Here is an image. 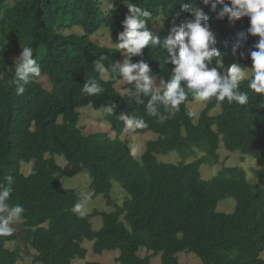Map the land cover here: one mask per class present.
Listing matches in <instances>:
<instances>
[{"label": "trees", "instance_id": "obj_1", "mask_svg": "<svg viewBox=\"0 0 264 264\" xmlns=\"http://www.w3.org/2000/svg\"><path fill=\"white\" fill-rule=\"evenodd\" d=\"M128 2L151 14L145 18L146 27L161 40L173 26L192 18L181 7L189 0ZM110 3L105 12L100 0H16L13 6L0 0V185L10 189L6 203L23 208L17 229L12 225L10 235H0V264H17L22 259L19 247H7L9 242H19L20 235L33 264L85 260V241L93 242L95 254L118 250L119 264H152L158 256L161 264H181L183 252L195 254L202 264H264V95L248 88L250 77L240 81V90L248 93L247 104L217 102L213 97L197 120L188 106L195 99L186 89L179 111L161 122L159 117L168 115L163 102H158L156 116L146 108L153 88L148 95L141 94V103L131 94L134 83L118 90L116 85L123 78L114 64L121 50L92 40L106 25L117 45L128 8L123 0ZM191 3L209 17L215 34L221 57L213 59V66L221 59L225 69L232 64L244 69L250 61L246 53L254 50L259 39L247 32L250 18H221L223 5L218 0H212L215 10L203 0ZM161 16L164 26L155 33L154 23ZM75 27L83 33L66 34ZM23 47L33 50L41 73L27 84L22 81L24 92L17 94L12 81ZM168 57L166 50L149 44L143 56L133 57L132 62L143 59L153 79L162 82L171 78L174 68L167 63ZM97 63L104 71L97 70ZM104 72L110 79L104 78ZM88 83L100 85L102 91L83 92ZM112 104L117 107L108 114L104 109ZM90 106L103 114L116 138L102 132L83 133L79 110ZM122 116L133 119L136 133L158 135L148 141L140 159L120 138L126 126ZM137 119L144 121L142 126L135 125ZM223 148L240 152L243 159H255L260 168L254 169L258 182H251L241 167H224L204 180L203 166L219 164ZM174 152L180 154L179 163L159 160ZM56 156L67 164L60 166ZM31 161L34 172L25 175L21 165ZM79 174L89 176L93 198H102L114 208L112 212L95 209L80 214L79 190L66 189L61 182L62 177ZM114 182L128 195L121 204L112 197ZM228 199L236 202L233 212L219 209ZM98 216L103 226L97 231L92 219ZM143 249L148 253L144 257Z\"/></svg>", "mask_w": 264, "mask_h": 264}, {"label": "clouds", "instance_id": "obj_2", "mask_svg": "<svg viewBox=\"0 0 264 264\" xmlns=\"http://www.w3.org/2000/svg\"><path fill=\"white\" fill-rule=\"evenodd\" d=\"M203 2L205 5L211 3L215 10L216 5L212 3V0H203ZM218 2L223 5L219 14L221 18L227 16L230 21H236L243 17L250 18V27L247 32L251 36H258L259 39L254 45V50H250L251 59L246 56L250 60L249 64L252 60L251 79L247 86L254 93L264 95V0H218ZM123 3L128 8V14L121 22L123 31L118 35L117 47L123 50L124 59L122 62H116L114 67L118 69L119 75L124 81L129 84L134 83L135 91L131 94L135 96L136 102H142L141 94L148 95L150 93L154 81L150 75V65L143 59L133 63V57L143 56V50L151 44L152 47L166 50L169 54L166 59L167 63L174 65L171 78L162 81L163 95H160L159 89H157L146 106L150 115L156 116L158 102H163L167 106L168 115L167 117L160 116L161 122L174 117L175 113L179 111V105L186 100V89L197 101H208L214 97L217 102L227 99L229 103L247 104L248 93L240 90V81L247 75L244 69L248 64L244 69L238 64H232L225 69L222 60L217 59L213 66V59L221 57V53L215 47L216 37L211 30L209 17L202 9L194 6L191 0L189 3H182L181 7L182 11L191 13L192 18L173 26L169 35L163 40L154 36L146 27L145 18L151 15L148 11L129 3L128 0H123ZM238 47L239 45L234 46L233 53ZM103 59L104 57H101V60ZM97 70L102 72L104 68L97 63ZM40 73V65L33 58V50L30 47H23L19 63L15 66V80L12 81L16 85V93L23 94L22 81L27 84L31 79L39 77ZM182 81L187 82L186 86H182ZM82 91L89 95H97L102 91V88L96 83H88L85 84ZM116 107L115 104H112L105 107L104 110L108 114H112ZM120 118L125 121L126 126L134 124L130 116ZM143 123L142 119L135 120L137 127L142 126ZM254 169L260 168L258 166ZM251 182H258V180L254 179ZM9 193V188L0 185V235H10L14 230L12 225L20 221L23 213L21 206L10 207L6 203ZM78 207L79 205H77Z\"/></svg>", "mask_w": 264, "mask_h": 264}, {"label": "rangeland", "instance_id": "obj_3", "mask_svg": "<svg viewBox=\"0 0 264 264\" xmlns=\"http://www.w3.org/2000/svg\"><path fill=\"white\" fill-rule=\"evenodd\" d=\"M101 2V8L108 12L111 8L110 0H100ZM16 0H8V4L10 6L15 5ZM164 16H161L159 19H157L154 23L153 31L155 33H159L163 26H164ZM81 34L83 33L82 29L79 27H75L73 30L66 32V34ZM92 40L97 43L100 46L108 47V48H118L116 44H114L112 35L110 33L109 28L106 25H103L101 29L92 36ZM123 50H121L122 52ZM246 56L251 59L250 57V51L246 53ZM124 59L122 53L121 58L119 62H122ZM252 67V60L251 63L246 66L244 69L247 73L246 77L242 79L241 81L245 79H249L251 77V70ZM103 76L106 80L110 79V76L108 73L104 72ZM153 90L156 92L157 89H159V92H162L164 90L162 86V82H160L158 79H153ZM42 82L44 83V86L47 89H50V85L47 82L46 78L42 79ZM127 83V81H124L123 79L119 81L116 85V88L120 91H123L124 85ZM208 101H193L189 103V108L194 112L197 120L200 116V114L203 112V110L207 107ZM81 113V122L80 127L83 130V133L85 135H88L93 132H102V133H108L113 138L116 137V131L112 129L109 122H107L103 114L99 111H96L92 106L83 108L79 110ZM212 114L214 115V111H212ZM158 138V135L153 132H147L144 134H137L134 130V124L131 126H125L123 133L121 135V139L131 148V150L134 152L137 159L141 158V155L146 150V146L148 141L155 140ZM201 155V154H200ZM159 160L161 162H172V163H179L181 161L180 154L177 152H174L170 154L169 156H160ZM193 157L189 158L188 161H193ZM57 163L64 167L67 162L63 157L56 156ZM34 165L35 162L31 161L29 163L23 162L21 165V171L25 175H30L34 172ZM258 162L255 159L251 158H245L243 159L241 153H230L226 149H222L220 151V161L219 164L213 165L212 167L209 166V164H206L203 166L204 168L201 170L202 176L204 180L211 179L218 175V173L224 168H234V167H242L245 169V171L248 173V177L250 181H253L255 178V174L253 172L254 168H258ZM61 182L63 186L66 189H78L80 192V196L82 198V203L80 206V214L81 215H88L92 213L95 209L101 211V212H112L114 210L113 207L107 206L105 201H103L102 198H93V190L90 188L91 179L89 176L85 174H79L72 178L70 177H62ZM127 193L122 189V187L119 185V183L114 182L113 183V191H112V197L115 201L118 203H122L124 199L127 198ZM236 207V202L233 199H228L226 202H223L220 204L219 209L224 211L223 209H226L228 212H233ZM19 223H15L13 226L15 229ZM92 224L95 230H100L103 226V220L101 216L94 217L92 219ZM7 247L10 249H16L19 247L21 249V255L22 259L17 262V264H33L32 262V256L28 252V250L24 247V239L22 235L19 236V242L13 241L7 243ZM84 247L88 250V255L85 260L77 259L74 261L73 264H87L90 262H96L99 264H119L116 262V259L119 257L120 252L117 251H111V252H104L103 254H95L93 252V242L85 241ZM33 253V251H31ZM148 253L146 250H141L140 255L142 257L146 256ZM262 259H264V254L262 255ZM179 260L181 264H202V261L200 258H198L193 253H180L179 254ZM39 264V263H37ZM152 264H161V257H155V259L152 260Z\"/></svg>", "mask_w": 264, "mask_h": 264}, {"label": "crops", "instance_id": "obj_4", "mask_svg": "<svg viewBox=\"0 0 264 264\" xmlns=\"http://www.w3.org/2000/svg\"><path fill=\"white\" fill-rule=\"evenodd\" d=\"M155 259V258H154Z\"/></svg>", "mask_w": 264, "mask_h": 264}]
</instances>
